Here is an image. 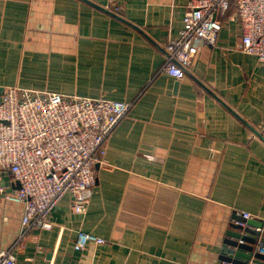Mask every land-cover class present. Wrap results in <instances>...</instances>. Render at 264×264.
Instances as JSON below:
<instances>
[{
  "label": "crops",
  "instance_id": "1",
  "mask_svg": "<svg viewBox=\"0 0 264 264\" xmlns=\"http://www.w3.org/2000/svg\"><path fill=\"white\" fill-rule=\"evenodd\" d=\"M189 1L0 0L1 88L135 100L107 140L87 208L76 212L67 193L53 228L22 241L18 264H223L238 213L264 220V62L241 49L230 12L183 78L161 71ZM2 176L8 248L24 205L7 198L14 183ZM79 230L106 242L77 250Z\"/></svg>",
  "mask_w": 264,
  "mask_h": 264
},
{
  "label": "built area",
  "instance_id": "2",
  "mask_svg": "<svg viewBox=\"0 0 264 264\" xmlns=\"http://www.w3.org/2000/svg\"><path fill=\"white\" fill-rule=\"evenodd\" d=\"M119 8L116 5L114 10ZM230 12L242 30L241 49L264 62V0H190L179 37L165 44L161 71L183 78L194 48L214 46ZM134 103L0 86V179L9 173L14 185L20 182L6 196L24 205L20 238L0 248V264H18L16 251L27 235L53 228L52 212L67 193L74 196L76 212L87 208L97 182L96 166L107 153V140ZM259 131L264 134V128ZM252 217L251 212L242 211L235 222L244 227ZM105 242L101 235L79 230L75 248Z\"/></svg>",
  "mask_w": 264,
  "mask_h": 264
},
{
  "label": "water",
  "instance_id": "3",
  "mask_svg": "<svg viewBox=\"0 0 264 264\" xmlns=\"http://www.w3.org/2000/svg\"><path fill=\"white\" fill-rule=\"evenodd\" d=\"M109 12L123 19L117 13ZM257 133L264 139V134ZM20 186V182L17 181L12 189ZM237 226L240 230L229 232L230 237L225 240L221 259L226 264H264V253L259 249V247L264 246V220L250 218L246 226L241 227L238 224Z\"/></svg>",
  "mask_w": 264,
  "mask_h": 264
}]
</instances>
